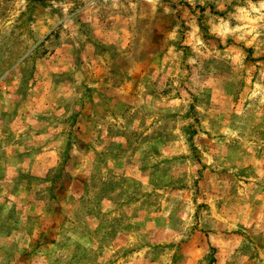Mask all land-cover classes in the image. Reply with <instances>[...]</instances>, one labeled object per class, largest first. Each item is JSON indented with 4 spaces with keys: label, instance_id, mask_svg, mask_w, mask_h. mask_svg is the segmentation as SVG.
<instances>
[{
    "label": "rangeland",
    "instance_id": "rangeland-1",
    "mask_svg": "<svg viewBox=\"0 0 264 264\" xmlns=\"http://www.w3.org/2000/svg\"><path fill=\"white\" fill-rule=\"evenodd\" d=\"M0 264H264V0H0Z\"/></svg>",
    "mask_w": 264,
    "mask_h": 264
}]
</instances>
